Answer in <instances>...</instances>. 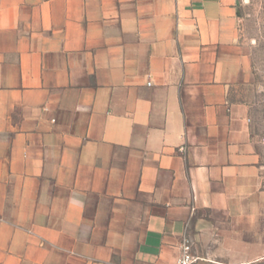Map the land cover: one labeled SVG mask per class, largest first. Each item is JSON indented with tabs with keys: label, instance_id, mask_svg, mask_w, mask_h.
<instances>
[{
	"label": "crops",
	"instance_id": "1",
	"mask_svg": "<svg viewBox=\"0 0 264 264\" xmlns=\"http://www.w3.org/2000/svg\"><path fill=\"white\" fill-rule=\"evenodd\" d=\"M239 5L0 0V264H264Z\"/></svg>",
	"mask_w": 264,
	"mask_h": 264
},
{
	"label": "rangeland",
	"instance_id": "2",
	"mask_svg": "<svg viewBox=\"0 0 264 264\" xmlns=\"http://www.w3.org/2000/svg\"><path fill=\"white\" fill-rule=\"evenodd\" d=\"M240 3L241 34L251 49L254 69L264 84V0H237Z\"/></svg>",
	"mask_w": 264,
	"mask_h": 264
},
{
	"label": "built area",
	"instance_id": "3",
	"mask_svg": "<svg viewBox=\"0 0 264 264\" xmlns=\"http://www.w3.org/2000/svg\"><path fill=\"white\" fill-rule=\"evenodd\" d=\"M150 85V84H149ZM259 144L264 147V135L259 138ZM198 260L192 254V245L188 238H184L181 244V252L175 264H194Z\"/></svg>",
	"mask_w": 264,
	"mask_h": 264
},
{
	"label": "water",
	"instance_id": "4",
	"mask_svg": "<svg viewBox=\"0 0 264 264\" xmlns=\"http://www.w3.org/2000/svg\"><path fill=\"white\" fill-rule=\"evenodd\" d=\"M237 4H239V2H237Z\"/></svg>",
	"mask_w": 264,
	"mask_h": 264
}]
</instances>
